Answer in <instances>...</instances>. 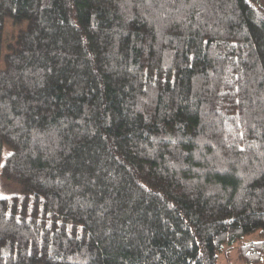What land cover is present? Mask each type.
<instances>
[{"label": "trees", "instance_id": "trees-1", "mask_svg": "<svg viewBox=\"0 0 264 264\" xmlns=\"http://www.w3.org/2000/svg\"><path fill=\"white\" fill-rule=\"evenodd\" d=\"M0 172V264H261L264 0H0Z\"/></svg>", "mask_w": 264, "mask_h": 264}, {"label": "rangeland", "instance_id": "rangeland-1", "mask_svg": "<svg viewBox=\"0 0 264 264\" xmlns=\"http://www.w3.org/2000/svg\"><path fill=\"white\" fill-rule=\"evenodd\" d=\"M25 25L15 24L12 19L8 18L5 22L4 30V45L5 47L15 42V36L18 32L24 28ZM10 149L8 147L4 148L2 156V164L5 161L6 156L9 154ZM14 194H21V185L13 180H9L2 176L0 172V197L10 196ZM256 237V234L246 237V239H253ZM228 249V248H227ZM237 248H229L228 251L223 252L220 255L218 264H243L238 258ZM261 264H264V260Z\"/></svg>", "mask_w": 264, "mask_h": 264}]
</instances>
